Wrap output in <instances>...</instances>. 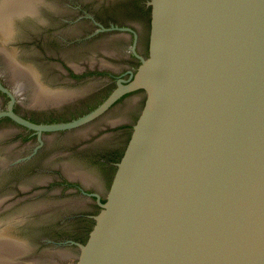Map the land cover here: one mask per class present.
I'll use <instances>...</instances> for the list:
<instances>
[{
	"label": "water",
	"instance_id": "1",
	"mask_svg": "<svg viewBox=\"0 0 264 264\" xmlns=\"http://www.w3.org/2000/svg\"><path fill=\"white\" fill-rule=\"evenodd\" d=\"M148 3L147 55L98 107L48 125L14 114L12 101L0 115L71 128L144 91L70 264H264V0Z\"/></svg>",
	"mask_w": 264,
	"mask_h": 264
},
{
	"label": "flooded vegetation",
	"instance_id": "2",
	"mask_svg": "<svg viewBox=\"0 0 264 264\" xmlns=\"http://www.w3.org/2000/svg\"><path fill=\"white\" fill-rule=\"evenodd\" d=\"M148 1L31 0V11L20 7L3 44L31 81L19 93L0 72V111L12 101L14 114L48 125L94 110L135 76L147 55ZM37 89L46 91L44 102L32 104ZM143 102L142 89L124 91L78 126L41 131L0 115V231L16 244L14 264L71 263L100 208L97 196L105 200Z\"/></svg>",
	"mask_w": 264,
	"mask_h": 264
},
{
	"label": "bare ground",
	"instance_id": "3",
	"mask_svg": "<svg viewBox=\"0 0 264 264\" xmlns=\"http://www.w3.org/2000/svg\"><path fill=\"white\" fill-rule=\"evenodd\" d=\"M30 1L31 0H0V43H3V40H6V38L9 36L10 30H11V27H10L11 19H12V17L14 15L19 13V11H18L19 8L20 7H26L27 5H28V8L30 9L28 11H31V9L34 8V6L33 7L31 6L32 4L30 3ZM0 47H1V45H0ZM3 53H4V62H6V63L3 64L4 65L3 66L4 69L0 70V71L8 79V82L13 84L12 87L16 90V92L20 93L21 90H22V87H24L26 85L25 81H27V79H29V77L22 75L23 72L21 70H19V68H18L19 65H17V62H15L14 60H12L10 58V55H9L8 52L4 51ZM3 53L0 50V55L1 56H2ZM29 81H31V79H29ZM34 82L35 81H33V83ZM39 86H37V87L39 88ZM41 88H39V89H41ZM42 93H44V92L42 91ZM45 93H46V91H45ZM55 93L56 94H54V95H51V93L50 94L47 93V95H51V96H55L56 95L57 98H62L63 97V93H61V92L59 94H57V92H55ZM44 94H40V91L38 89L33 91L32 94H31L32 97H30L31 100H29L30 103H32V104L33 103L34 104L35 103H43L44 102V97H43ZM28 104H29V102H28ZM67 175L69 177H71V178L79 177V179H81L83 182H86V180L83 179L84 178L83 175H79V174H76L74 172H67ZM0 232H1V234H0V249L1 250H6V251H0V264H14L13 260L16 257L15 254L17 252L16 251L17 248L15 247L16 244H12V243L9 242L10 241V239H9V237H10L9 234L10 233L9 232H7V231L5 232L3 230L0 231ZM68 257L69 256L67 254H65V253L64 254L61 253L60 256H59L60 259H67ZM61 261H63V260H61ZM34 262H37V264H53V263L54 264H58V263H60V262H58L56 260H52L51 262L49 260L48 261L47 260L46 261H41V262L40 261L38 262V260H36Z\"/></svg>",
	"mask_w": 264,
	"mask_h": 264
},
{
	"label": "rangeland",
	"instance_id": "4",
	"mask_svg": "<svg viewBox=\"0 0 264 264\" xmlns=\"http://www.w3.org/2000/svg\"><path fill=\"white\" fill-rule=\"evenodd\" d=\"M0 45H1V47H0V50H1V52L3 53L4 51L5 52H7L6 51V49H4V44L3 43H0ZM1 56V55H0ZM1 59H3L2 61L4 62V53L2 54V56L0 57ZM4 63H6V62H4ZM18 65V64H17ZM3 64H1L0 63V70H3L4 68H3ZM20 66V65H19ZM20 70V69H19ZM22 71V70H21ZM1 72V71H0ZM33 79V78H32ZM106 88H104V90H105ZM97 96V95H96Z\"/></svg>",
	"mask_w": 264,
	"mask_h": 264
}]
</instances>
